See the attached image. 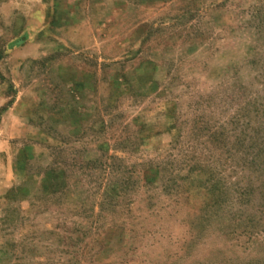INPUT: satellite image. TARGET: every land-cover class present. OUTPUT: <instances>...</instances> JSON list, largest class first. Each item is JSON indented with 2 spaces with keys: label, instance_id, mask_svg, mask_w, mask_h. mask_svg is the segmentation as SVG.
Masks as SVG:
<instances>
[{
  "label": "rangeland",
  "instance_id": "obj_1",
  "mask_svg": "<svg viewBox=\"0 0 264 264\" xmlns=\"http://www.w3.org/2000/svg\"><path fill=\"white\" fill-rule=\"evenodd\" d=\"M0 264H264V0H0Z\"/></svg>",
  "mask_w": 264,
  "mask_h": 264
}]
</instances>
